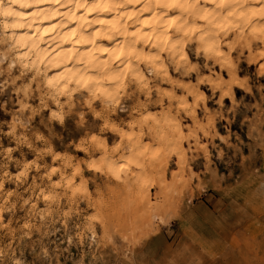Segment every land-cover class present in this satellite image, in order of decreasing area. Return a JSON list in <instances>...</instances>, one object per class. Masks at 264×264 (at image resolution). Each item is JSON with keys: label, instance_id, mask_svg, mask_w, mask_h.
Returning a JSON list of instances; mask_svg holds the SVG:
<instances>
[{"label": "rangeland", "instance_id": "374dc122", "mask_svg": "<svg viewBox=\"0 0 264 264\" xmlns=\"http://www.w3.org/2000/svg\"><path fill=\"white\" fill-rule=\"evenodd\" d=\"M194 47L186 49L187 69L166 61L168 76L156 78L143 70L155 102L125 120L123 130L136 135L125 141L117 133L101 134L109 147L114 140L129 145V151L124 153L129 159L117 162L124 164L125 172H117L120 168L116 165L110 167L111 173L95 172L82 165V178L88 181L86 191L79 176L72 187H54L63 182L59 174L49 180L47 168L29 172L23 182L4 178L0 203L5 208L15 203L16 208L0 213L8 226L0 230V247L26 264L35 259L31 242L48 248L44 264H264V146L256 147L264 144V103L260 101L264 58L243 50L239 66L234 67L237 80L232 97H222L225 88L221 83L230 80L228 74L211 59L206 61L202 53L197 55ZM259 47L253 43L257 52ZM236 48L231 55L232 65L240 51ZM222 51L227 52L224 47ZM249 86L252 94L246 91ZM140 89V101H147V89ZM200 92L204 100L198 96ZM233 97L247 107L242 111ZM18 99L11 88L0 94V102L8 106L7 111H0V122H4L0 126L5 131ZM44 115H48L46 110ZM88 119L90 127L98 130L102 126L95 117ZM39 120L37 117L33 127L45 131ZM55 128L57 133L64 132L63 143L49 136L55 152L87 159V153L74 147L85 133L75 130L72 118L66 119L64 129L59 125ZM204 132L209 135L204 136ZM213 133L231 134L233 140L239 137L243 141L241 151L227 149L219 138H213ZM196 136L202 137V143L211 139L227 153L224 160H217L216 150L210 148V172L206 171L203 153L195 164L190 163L189 157L195 153L189 150L195 147ZM0 144L4 148L16 146L11 138L2 135ZM130 144H136V149L132 150ZM37 146L42 145L37 142ZM23 151L28 161L36 158V153L26 148ZM23 158L19 151L13 153L14 160ZM42 163L60 167V161L51 156L44 157ZM189 168L200 175L206 188L177 196L180 185H187ZM6 170L15 177L22 168L9 162ZM24 200L29 203L24 204ZM160 212L170 215L169 226L157 228L149 222ZM25 224L32 226L30 237L23 235L29 231L23 227ZM89 225L95 227V237ZM80 233L84 235L82 241Z\"/></svg>", "mask_w": 264, "mask_h": 264}, {"label": "clouds", "instance_id": "9594fccd", "mask_svg": "<svg viewBox=\"0 0 264 264\" xmlns=\"http://www.w3.org/2000/svg\"><path fill=\"white\" fill-rule=\"evenodd\" d=\"M138 2L139 0H0V94L11 88L19 97L18 107L15 112L11 113L12 121L7 124V130L5 131L0 126V135L11 138L16 145L4 148L0 144V170H4L0 176V190L4 187V178L23 182L27 180L29 172L47 168L45 175L49 180L52 175L59 174L63 182L62 185L56 184L54 187H72L79 176L86 191L88 181L82 178V165L95 172L105 171V165L109 168L112 165L120 169L124 168L123 163L118 164L117 162L129 159L124 155L129 151V145L114 140L112 147H109L107 138L101 134L113 132L122 135L125 141L130 140L136 134L123 130L125 120L134 113H138L141 108L146 109L149 103L155 102L151 98L153 89L148 87V81L143 76L139 65L129 68L131 61L126 57L121 61L124 67L121 68L119 65L113 67L114 60L111 57L116 50L97 45L93 52H109V59L95 56L92 63L77 62L74 59L71 62L72 66L69 67L68 53L63 54V59H57L49 53L48 49L40 48L41 42H44L41 33H45L46 30L39 27V23L42 19H53L56 15H61L62 22L47 29V32H57V36H52L50 39L55 47H59L67 38L59 32V29L71 22L74 10L84 8L86 13H97V18L88 22L87 26L104 24L107 38L114 39L115 35L126 31V26L121 23V20H127L134 15L127 11L128 6ZM41 5H47V9L42 8ZM59 7L65 8L66 11L60 13ZM27 9H32V11H26ZM149 10L157 16L163 28L171 27L175 23L172 34L174 42L170 47L176 49V45H179L176 51L179 53V58L185 62H187V56L184 53V44L192 40L193 34H197L196 39L199 41H205V37L211 40L216 45L218 54L226 56L229 62H231L232 52L237 51L236 45L229 41V35L233 33L240 37L243 34L242 38L248 40L244 48L258 58H264V0H144L143 7L138 11L143 13ZM168 10H175V14L170 18ZM102 11L115 12L117 16L113 20L102 21L99 19V13ZM197 20L206 21V23L198 25ZM133 22L139 23L140 17L136 16ZM79 27L83 28L84 25L80 24ZM21 28L34 30L35 39L27 31L23 34L18 33L17 30ZM97 34L100 35L99 32ZM167 38V31H163L162 39L167 40ZM93 41L94 37L91 33L84 36L81 32L77 34L75 42L91 44ZM221 41L227 44L229 49L227 53L219 52ZM253 43H258L260 46L258 52L253 48ZM135 44L136 41L133 39L130 47L134 49ZM194 51L197 55L199 54L198 50ZM85 55L89 54L85 53ZM242 56L243 51L241 50L238 52L233 67L239 66ZM139 58V56L135 57V59ZM151 58L160 60L158 54ZM57 67L61 69L60 72L49 75V72ZM192 68L195 69L196 66L193 65ZM147 70L153 71L151 67ZM138 80L143 81V89H147L144 92V95L148 97L147 101L139 99L141 89L138 87ZM246 91L252 94L253 88L249 86ZM260 101L264 103V86L260 89ZM233 102L242 111L247 107V105L242 107L234 97ZM7 110V104L0 102V111ZM45 110L48 113L47 116L44 115ZM89 116L101 122L102 126L98 130L90 127ZM37 117L40 118L39 124L45 131L33 127V122ZM68 118L73 119L76 131L85 133L81 137V143L74 147L87 153V159H78L67 153L61 155L53 149L49 136L63 143L64 132L57 133L55 126L59 125L61 129H64ZM3 124L4 122H0V125ZM203 135L208 136L209 133L204 132ZM212 135L213 138H219L227 149L234 150V153L241 151L243 141L239 137L233 140L231 134L218 136L213 133ZM194 140L195 147L189 151L195 154L189 157L190 163L195 164L199 155L203 153L206 160V171L210 172L213 166L210 148L216 150L217 160L225 159L227 153L221 145L214 144L211 139L202 143L201 136L194 137ZM37 142L42 146L38 147ZM262 146L264 144L256 145V147ZM25 148L36 153V158L28 161L27 154L23 151ZM17 151L20 152L21 157H24L23 159H13V153ZM46 156L60 161V167H50L42 163ZM247 159L248 157H243V160ZM9 162L22 168L15 177L10 176L6 170ZM131 162L129 160V163ZM205 188L206 185L200 181V175L189 168L187 185L181 184L176 195L183 196L186 191L194 189L204 191ZM7 195L13 194L8 193ZM23 203L28 204L29 201L24 200ZM15 208V203L8 208L0 203V213L14 211ZM170 221L171 217L167 212H160L152 216L149 222L159 228L169 226ZM7 227L0 218V230ZM23 227L29 229L23 235L30 237L32 226L25 224ZM89 231L93 237L96 236L93 225H89ZM78 235L82 241L84 235L82 233ZM7 247L10 248L11 245ZM29 247L35 258L32 264H44L49 257L48 248L36 242H31ZM9 261L10 264H26L25 260L15 258L14 254L9 255L7 248L0 247V264H8Z\"/></svg>", "mask_w": 264, "mask_h": 264}, {"label": "bare ground", "instance_id": "6f19581e", "mask_svg": "<svg viewBox=\"0 0 264 264\" xmlns=\"http://www.w3.org/2000/svg\"><path fill=\"white\" fill-rule=\"evenodd\" d=\"M143 4H144V0H139L138 3H134L128 6L127 11L134 15H132L127 20H121V23L125 24L126 26V31L122 32V34L115 35L114 39L107 38L104 24H95L92 25L91 27H88L87 26L88 22L92 21L93 19H96L97 13L95 12L86 13L84 8H79L74 10V13L72 14L71 17V22L67 23L64 28L59 29V32L62 33L67 38L64 40L63 43L60 44L59 47H55L52 44L50 37L57 36V32H47V29H49V27L51 26L60 24L62 22V17L61 15H56L53 19H42L39 23V27L45 29L46 32L41 33L44 42H41L40 48L48 49L49 53L54 55L57 59H63V54L68 53V57H67L68 66L71 67L72 66L71 62L74 59L77 62L87 61L88 63H92L93 58L95 56H99L101 59H109V52H104V53L93 52V49H95L96 46L99 45L101 47L108 48L109 50H113V49L116 50L111 57L114 60L113 67H115L116 65H119L121 68L124 67V65L121 64V61L125 60L127 57V60L131 61V63L129 64V68H134L138 64L143 76L145 77V72L143 70L144 69L147 70L149 67H151L153 71H149V73L151 72L156 77V76H168V71H167L168 69L165 66L166 61L170 62L171 66L174 65L176 68H180L182 66L183 68L184 66L185 68L188 67L187 63L189 62V58L186 49L188 46L191 48L195 46L194 48L198 50L199 53L203 54V58L206 61L207 59H211L213 62L216 63V65L220 67V69L226 71L230 80L227 83L225 82L221 83L222 86L225 88L224 91H221V96L232 97L233 87L236 84L235 81L237 80L236 72L232 65V62H229V59L226 56H222L218 54L216 45L212 43L211 40H209L207 37H205V41H199L196 39L197 34H193L192 40L184 44V53L187 56V62H185L183 59L179 58V53L176 51V49H178L180 46L176 45V49H172L170 47L174 42V37L172 34L175 28V23L171 27L163 28L160 21L157 19V16L153 15L152 11L150 10L144 11L143 13H140L138 11L143 7ZM41 7L47 9V5H41ZM26 11L30 12L32 11V9H27ZM65 11H66L65 8L59 7L60 13H64ZM174 14H175V10H168L169 18L172 17ZM116 16L117 13L115 12L102 11L99 13V19H101L102 21L113 20ZM136 16L140 17L139 23L133 22L136 20ZM196 23L198 25H203L206 23V21L197 20ZM80 24H83L84 27L83 28L79 27ZM117 29H119V25H117ZM25 31H27L29 35L33 39H35L36 34L34 30L32 29L25 30L23 28L17 30V32L21 34H23ZM163 31H167L168 33L167 40L162 39ZM81 32H83L84 36H87L89 33H91V35L94 37L93 43L89 44V43L75 42L77 40V34ZM98 32L100 33V35L97 34ZM69 33L72 34L69 35ZM242 36L243 34H241V36L238 37L233 33H230L229 35V41L235 44L236 47H239L240 51L247 49L244 48V45L248 42V40L246 38H242ZM133 39L136 41L134 49L130 47V43ZM223 47L227 50V52L229 51L227 44H225L224 41H221L219 46L220 53H227L226 51H222ZM85 53L89 55L86 56ZM157 54L160 56V60H153L151 57ZM137 56H139L140 58L135 59V57ZM250 56H251L250 58H252V55ZM60 70L61 69L59 67L53 68L49 72V75L58 73L60 72ZM165 70H166V75H165ZM138 87L140 88L143 87V81L138 80ZM218 88L220 89V86H218ZM193 93L194 92H192L191 94ZM199 95L201 96L202 100L205 99L203 92H200L198 96ZM197 103L195 102V106ZM130 147L132 150H135L137 145L135 144V146H132L130 144ZM106 170L109 173L112 172L111 168H109L107 165H105V171ZM120 170L122 172H125L124 169H119V171L117 172H121ZM112 175L113 174H111V176ZM127 179H128V174H127ZM127 181L128 180H126V182ZM124 183L125 182H123V184ZM125 185L126 183L124 184V187H126Z\"/></svg>", "mask_w": 264, "mask_h": 264}]
</instances>
